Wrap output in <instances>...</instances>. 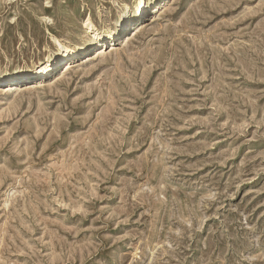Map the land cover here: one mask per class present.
<instances>
[{
	"label": "rangeland",
	"instance_id": "1",
	"mask_svg": "<svg viewBox=\"0 0 264 264\" xmlns=\"http://www.w3.org/2000/svg\"><path fill=\"white\" fill-rule=\"evenodd\" d=\"M135 1L0 0V66ZM62 67L0 85V264H264V0H163Z\"/></svg>",
	"mask_w": 264,
	"mask_h": 264
},
{
	"label": "bare ground",
	"instance_id": "2",
	"mask_svg": "<svg viewBox=\"0 0 264 264\" xmlns=\"http://www.w3.org/2000/svg\"><path fill=\"white\" fill-rule=\"evenodd\" d=\"M161 2L163 0H136L131 9L124 8L118 12L113 25L103 24L100 27H95L87 19L83 27L85 35L89 37L87 41L85 40L79 43L54 39L53 44H51L52 48L46 50L36 60L15 65L4 64L0 66V85L4 86L3 89H6V92L18 89L19 93L31 92L36 87L33 81L38 76L48 75L61 63L63 64L62 68H70L78 57L90 51L91 46H102L106 43L107 39L114 38L116 34L126 33L134 23L150 16L156 10L158 11V5ZM135 19L136 21L133 22ZM139 28L138 26L132 32L138 31Z\"/></svg>",
	"mask_w": 264,
	"mask_h": 264
}]
</instances>
